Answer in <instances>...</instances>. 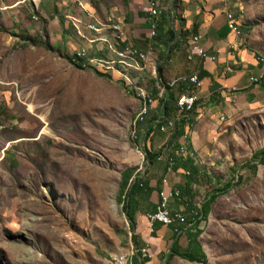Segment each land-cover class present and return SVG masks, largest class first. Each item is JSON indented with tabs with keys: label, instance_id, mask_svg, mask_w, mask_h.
Listing matches in <instances>:
<instances>
[{
	"label": "rangeland",
	"instance_id": "374dc122",
	"mask_svg": "<svg viewBox=\"0 0 264 264\" xmlns=\"http://www.w3.org/2000/svg\"><path fill=\"white\" fill-rule=\"evenodd\" d=\"M237 6L244 43L264 60V0H237ZM163 16L169 19L168 8L159 20ZM27 19L33 30L18 36L0 22V264H102L120 253L132 261L136 246L119 183L128 167L142 179L147 174L139 129L159 120L155 96L147 117L139 122L136 115L140 90L153 95L150 71L156 77L158 62L147 63L145 74L132 82L120 65L115 72L80 66L70 59L74 50L50 42L54 33L45 30L39 13ZM157 34L163 35L157 29L151 43ZM198 140L195 147L187 136L165 143L171 156H181L175 163L185 156L196 170L189 185L186 169L181 187L167 186L179 189L170 204L186 219L188 208L195 214L217 192L197 226L205 260L174 255L167 264H264V164L254 157L264 147V106L222 119ZM161 146L153 151L160 153ZM151 224L135 226L149 241L137 247L151 254L144 264H162L170 236L152 238ZM179 244L186 247L185 232Z\"/></svg>",
	"mask_w": 264,
	"mask_h": 264
},
{
	"label": "crops",
	"instance_id": "0c3cea01",
	"mask_svg": "<svg viewBox=\"0 0 264 264\" xmlns=\"http://www.w3.org/2000/svg\"><path fill=\"white\" fill-rule=\"evenodd\" d=\"M159 2L162 10L168 8L170 16L168 20L166 17L161 18L157 29L163 34L168 27L174 31L175 38L169 43L165 42V36L161 40L150 42L144 0H0V22L8 28L10 35L18 36L19 32L33 30L27 17L37 12L46 20L45 30L49 34L54 33L52 37L49 35L50 42H58L67 51H75L70 56L71 59L76 52L85 50L94 67L115 72L117 65H120V74L130 82L137 81L145 74L147 63L151 65L150 62L157 60L159 63L163 59V80L176 82L169 84L166 92L150 71L153 79H149V82L155 86L152 93L155 96L157 118L162 115V120L174 118L172 134L178 131L174 142L181 143L187 136L190 145L195 147L198 139L207 138L210 129L218 126L222 119L235 116L247 107L264 106V60L245 45L240 25V33L237 34L227 22L226 11L232 12L235 19L240 20L237 0ZM110 24H117L123 30L124 39L120 41L121 45L115 40ZM89 25L99 27L100 31H92ZM192 35L199 36L198 44L212 55V59H203L196 55L187 58ZM175 40L177 42L170 49ZM123 43L145 53L146 58L139 60L120 54ZM192 74H196L200 81L198 87L193 86L187 79L177 80ZM258 76L263 79L257 83L250 81V77ZM191 92L197 94V100L191 112L180 117H186L182 122L177 115L176 99L181 94ZM156 120L145 122L139 129V139H145L144 146L151 152H154L155 147L160 148L167 138L165 133L158 130ZM161 136L164 139L157 144ZM145 168L147 174L141 185L145 193L149 191V195L141 193L140 197L145 200L139 198L142 200H139V208L134 214L135 226L141 227L148 225L146 215L155 211L159 190L173 183L181 187L180 176L184 172L181 166H177L174 173L167 174L164 162L157 160ZM164 177L167 178L166 184H162ZM169 208L171 213L176 210L171 204ZM154 231L156 234L152 238L157 240L164 238L165 241V237L171 236L168 225L160 224ZM140 234L141 232L137 233V241L139 242L140 237L142 242L139 244L148 246L149 241Z\"/></svg>",
	"mask_w": 264,
	"mask_h": 264
},
{
	"label": "trees",
	"instance_id": "16d2710c",
	"mask_svg": "<svg viewBox=\"0 0 264 264\" xmlns=\"http://www.w3.org/2000/svg\"><path fill=\"white\" fill-rule=\"evenodd\" d=\"M163 18H165L163 16ZM157 30V29H156ZM166 38L165 42L169 43L174 40L175 38V33L172 29L169 27L165 30V33L163 34ZM163 35H156L155 38L157 40H161ZM177 41L175 40L171 45L170 49L174 46V44ZM173 45V46H172ZM123 49V44L120 47V50ZM168 56V54H167ZM166 56V57H167ZM159 63H156L155 66V72H156V80L159 82L160 86H163L165 88V91L168 92V86L166 84V81L163 80L162 78V61ZM98 69V68H96ZM101 70V69H100ZM95 73L101 75V76H108L105 73H102L100 71L94 70ZM166 105V104H165ZM192 110V109H191ZM191 112V111H190ZM189 112V113H190ZM168 113V112H166ZM167 115V114H165ZM170 118V117H169ZM169 118H164L163 120L159 118L157 121L156 125H158V130L159 126L163 124L167 119ZM186 117L181 118V121L183 122ZM180 125V123H179ZM177 124V126H179ZM150 128V124H148V129ZM178 134V131H175L168 139V142H171L174 140L175 135ZM144 150V160H145V167L148 166V164H151L153 161L156 160V156L159 153V151L156 152H151L148 150L146 147L143 148ZM161 151V150H160ZM254 157L257 158L258 163L264 164V147L260 150H258L255 154ZM184 159V160H183ZM176 164V166H175ZM177 166H181L185 171L186 169H190V174L187 176V185L190 184L191 181L194 179V175L196 174V170L193 165V161L191 159H187L183 157L181 160H179L177 163H174L173 168ZM249 169L251 171H254L256 169V163H252L248 165ZM174 168V170H175ZM146 170V168L144 169ZM184 171V173H185ZM192 173V174H191ZM133 175V176H132ZM237 179H240V176H237ZM236 179V180H237ZM142 178L140 176V173L134 174V169L131 167L125 168L121 172V179L119 183V189L120 193L125 195V202L123 204V209L125 211V214L127 215L130 223V229H131V240L133 244L136 246L139 244L137 241V233L135 232V220H134V214L136 210L139 208V202L137 201L138 195L140 196L141 193H145L144 187L141 185ZM231 183H227L224 189L226 190ZM147 193V194H146ZM146 195H149V191L146 192ZM217 196V192H212L211 194L208 195V197L201 203V206L198 211H196L195 214L191 213V209L188 208V218L187 221L192 223L191 226H193L195 229L192 231V228L190 226H187L185 223L183 224H177L176 222L170 223L169 229L171 231V236H170V243L167 247V251L162 254V258L165 259V261L162 262V264H167L169 259L174 256H180L182 258H185L189 261H197V262H204L205 260V254L203 253L200 244L196 241V237L198 234L201 232L200 229L197 228L200 220L206 218L209 210H210V204L214 201L215 197ZM160 224H162L159 221H153L152 226L153 230L157 228ZM186 234L187 238V245L184 248H181L179 244V236L184 233ZM133 258V257H132ZM161 258V260H162ZM148 258L146 257H140L139 255H135L134 258L132 259L133 264H144Z\"/></svg>",
	"mask_w": 264,
	"mask_h": 264
},
{
	"label": "built area",
	"instance_id": "2783aa9c",
	"mask_svg": "<svg viewBox=\"0 0 264 264\" xmlns=\"http://www.w3.org/2000/svg\"><path fill=\"white\" fill-rule=\"evenodd\" d=\"M145 1V11L147 13V20L149 23L148 31H149V37H153V33L157 28L156 24V15H157V5L156 0H144ZM198 35H192L190 37V47H189V53L187 55V58H191L193 55H196L200 58H210L212 59V55H209L199 44H198ZM118 45H121V42H118ZM139 60H142V58L139 56V53H134ZM187 79L193 86L198 87L200 85V81L196 74L189 75L188 77H181L177 80H185ZM262 76L258 77H250V81L253 83H257L260 80H262ZM176 80L167 81L166 84H174ZM165 91V88H164ZM153 96L152 94L148 93V95H141L142 98V105L140 111L137 113L136 117H138L140 122L141 114H143V111L150 110L152 107L153 102ZM197 100V94L195 92H191L189 94H181V102L180 103H187V110L184 113H177L178 117L180 118L182 115L187 114L189 110H191L194 106L195 101ZM179 103V104H180ZM174 121L175 119L172 118L171 121L166 125L165 131H162L167 135V139H165L162 146V150L160 153L157 154L156 160L162 161L165 164V172L167 174L174 173L173 165L175 163V157H181L180 155L177 156H170L169 149L167 150L166 144L168 143L169 137L172 135L173 128H174ZM166 143V144H165ZM145 169V167H144ZM167 178L164 177L162 180V184H166ZM179 189L176 187H163L158 192V201L156 203V208L153 213H148L146 215L149 222L153 221H159L163 225H169L172 222H176L177 224H186L187 226H191L192 223L188 222L185 216L175 211L174 213H171L170 211V201L173 198H177V195H179ZM135 255H139L140 257H146L149 258L151 254L146 251L145 248H139L135 250ZM102 264H133L132 261L129 259H108Z\"/></svg>",
	"mask_w": 264,
	"mask_h": 264
},
{
	"label": "bare ground",
	"instance_id": "6f19581e",
	"mask_svg": "<svg viewBox=\"0 0 264 264\" xmlns=\"http://www.w3.org/2000/svg\"><path fill=\"white\" fill-rule=\"evenodd\" d=\"M156 5L158 7L157 9V15H156V24L158 26V22H159V15L162 11L161 8V3L159 2V0H156ZM225 16L227 19V22L230 25V28L233 32L235 33H240V29H239V21L237 19H235L234 15L232 12L230 11H226L225 12ZM109 27L113 30L114 33V38L116 41H122L124 39V32L122 29H120L118 27L117 24H110ZM89 28L94 31V32H99L100 28L95 26V25H89ZM157 29V28H156ZM156 30L153 33V36L155 35ZM134 53H139V56L144 59L145 58V53L139 51L137 48L131 46L128 43H123V49L120 52V54L122 55H128L130 57H136L138 58ZM71 59V58H70ZM74 63L80 64V66H88L92 63L91 59L88 58L86 51L85 50H80L78 52L75 53V55L73 56V58L71 59ZM140 94L141 95H148V92H145L143 90H140ZM181 102V95L176 99V108H177V112L179 113H184L187 110V103H180ZM180 103V104H179ZM141 109V107H140ZM139 109V111H140ZM191 111V110H189ZM188 111V112H189ZM149 110L143 111V114H141L140 117V121L144 120V118L146 117V115L148 114ZM136 119L139 121L138 117H136ZM172 119H167L163 124H161L159 126V130L160 131H165V127L166 125L169 123V121H171ZM185 149L183 147H179L178 151L183 154L185 151ZM175 155V154H174ZM171 156V155H170ZM185 157V156H184ZM179 197V195H177V198ZM133 255V254H132ZM127 259V255L125 253H120V254H116L113 255L111 257V259Z\"/></svg>",
	"mask_w": 264,
	"mask_h": 264
}]
</instances>
